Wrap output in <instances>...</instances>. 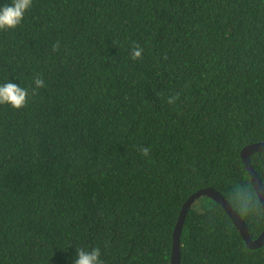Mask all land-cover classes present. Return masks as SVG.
Here are the masks:
<instances>
[{
  "label": "trees",
  "instance_id": "trees-1",
  "mask_svg": "<svg viewBox=\"0 0 264 264\" xmlns=\"http://www.w3.org/2000/svg\"><path fill=\"white\" fill-rule=\"evenodd\" d=\"M7 82L29 98L0 105V264H72L96 247L104 264H172L190 196L255 190L241 152L264 142V0H33L0 32ZM251 162L264 183V151ZM181 243V264H264L208 197Z\"/></svg>",
  "mask_w": 264,
  "mask_h": 264
},
{
  "label": "clouds",
  "instance_id": "clouds-1",
  "mask_svg": "<svg viewBox=\"0 0 264 264\" xmlns=\"http://www.w3.org/2000/svg\"><path fill=\"white\" fill-rule=\"evenodd\" d=\"M33 0H11V3H5L0 6V32H9L15 30L22 24L25 14L32 8ZM60 43L53 45L52 51L57 52ZM143 48L133 43L130 50V58L133 61L142 59ZM44 87V81L37 76L34 79V88L32 95H36V90ZM29 91L22 88L14 82H7L0 85V105H7L14 110H21L27 106ZM179 99V95L169 96L167 103L174 104ZM139 151L142 156H149L150 149L141 147ZM264 187V186H262ZM230 208L238 215L239 219L248 218L256 223H264V203H262L261 193L253 190L246 183L236 184L230 191L228 201ZM72 264H104L101 259V251L98 247L86 250L84 248L76 249V256Z\"/></svg>",
  "mask_w": 264,
  "mask_h": 264
},
{
  "label": "water",
  "instance_id": "water-1",
  "mask_svg": "<svg viewBox=\"0 0 264 264\" xmlns=\"http://www.w3.org/2000/svg\"><path fill=\"white\" fill-rule=\"evenodd\" d=\"M260 151H264V142H258L247 145L242 150L241 157L249 172L254 188L261 193L262 203H264V187H262L264 186V183L260 178V176L258 175V173L256 172V170L254 169V166L251 162V156ZM202 197H208L210 199H213L225 209V211L227 212L229 217L233 220L241 236L243 237L247 246L250 249L257 250L264 246V231L258 238L253 239L251 237L249 227L246 224V222L243 220V218L239 219L238 215L230 208V206L226 202L228 200L219 191L210 187L197 191L192 196H190L189 199L183 205L179 217V221L177 223L173 235L174 242H173L172 264H181V246H182L181 237H182L185 219L190 208L195 204L197 200H199Z\"/></svg>",
  "mask_w": 264,
  "mask_h": 264
}]
</instances>
